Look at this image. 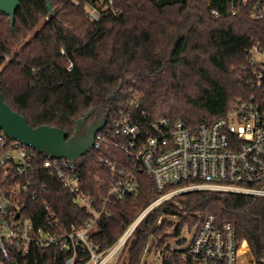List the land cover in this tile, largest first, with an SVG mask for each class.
<instances>
[{"label": "trees", "instance_id": "16d2710c", "mask_svg": "<svg viewBox=\"0 0 264 264\" xmlns=\"http://www.w3.org/2000/svg\"><path fill=\"white\" fill-rule=\"evenodd\" d=\"M19 2L13 27L0 14V93L32 128L56 127L70 138L79 121L83 134L87 123L109 122L135 98L141 122L169 118L188 126L223 115L237 100L264 106V94L246 79L249 49L264 50V18L253 20L241 0H49L53 14L45 0ZM96 4L106 10L91 22L85 7ZM103 160L119 165L123 159L117 152L91 150L78 160L83 191L95 209L106 211L88 236L96 254L108 250L158 196L139 172L136 197H109L111 173ZM43 181L46 189L29 199L26 216L36 223L49 206L61 226L68 221L83 227L90 215L72 205L56 181ZM208 215L229 223L255 264H264V197L213 191L179 194L153 208L114 264H145L153 253L160 254L161 264H176L180 251L169 242L185 224L191 228ZM247 253L243 245L239 264H247ZM72 256L73 264L90 259L80 246L74 251L50 246L24 256L9 253L0 262L65 264Z\"/></svg>", "mask_w": 264, "mask_h": 264}, {"label": "built area", "instance_id": "2783aa9c", "mask_svg": "<svg viewBox=\"0 0 264 264\" xmlns=\"http://www.w3.org/2000/svg\"><path fill=\"white\" fill-rule=\"evenodd\" d=\"M241 2L249 7L253 20L264 18V0ZM105 10L102 4L85 7L91 22H98ZM212 15L218 16L216 11ZM249 53L247 83L264 94V50L253 45ZM138 108L139 100L135 98L126 108L116 111L95 134L88 152H117L123 159L119 165L103 160L111 173L109 197H136L139 172L152 181L158 196L101 254L95 253L97 247L88 236L96 231L106 211L103 207L95 209L91 197L82 189L80 158L39 160L33 149L10 140L0 131L1 258L9 253L24 256L34 248L57 246L74 251L80 246L90 254L86 264H114L145 216L179 194L213 191L264 197V187H260L264 184V106L253 100H237L223 115L192 126L169 118L141 122ZM45 177L56 181L71 204L90 215L83 227L75 229L68 221L61 226L59 215L49 206H45L36 223L26 216L29 199H36L46 189ZM188 233L181 244L171 246L180 251L176 264H239L243 245L248 251L247 264H255L247 243L237 240L229 223L212 215L200 218L195 226L188 227ZM73 259L74 256L70 257L65 264H73Z\"/></svg>", "mask_w": 264, "mask_h": 264}, {"label": "water", "instance_id": "95a60500", "mask_svg": "<svg viewBox=\"0 0 264 264\" xmlns=\"http://www.w3.org/2000/svg\"><path fill=\"white\" fill-rule=\"evenodd\" d=\"M45 1L50 14H53L49 0ZM19 5V0H0V14L9 18L10 27H13ZM105 122V119H101L96 123L87 124L85 132L80 134L84 121H79L75 134L67 138L66 132L56 127L42 125L32 128L29 126L21 115L4 103L0 93V131L10 140L18 141L50 159L76 160L85 156L93 143L95 134Z\"/></svg>", "mask_w": 264, "mask_h": 264}, {"label": "rangeland", "instance_id": "374dc122", "mask_svg": "<svg viewBox=\"0 0 264 264\" xmlns=\"http://www.w3.org/2000/svg\"><path fill=\"white\" fill-rule=\"evenodd\" d=\"M174 224H177V220L171 219ZM174 230V227H172L169 231L168 234H171ZM190 233H188V225L185 224L181 229H180V233L179 236L177 238H175L174 240L170 241L169 244L172 247H175V243H178V241H183V238H187L189 237ZM143 261L145 262V264H161V259L160 256L158 254H150V255H146L143 259ZM92 264V263H91Z\"/></svg>", "mask_w": 264, "mask_h": 264}, {"label": "flooded vegetation", "instance_id": "af4514ba", "mask_svg": "<svg viewBox=\"0 0 264 264\" xmlns=\"http://www.w3.org/2000/svg\"><path fill=\"white\" fill-rule=\"evenodd\" d=\"M87 124H93V123H87ZM87 124H86V125H87Z\"/></svg>", "mask_w": 264, "mask_h": 264}]
</instances>
